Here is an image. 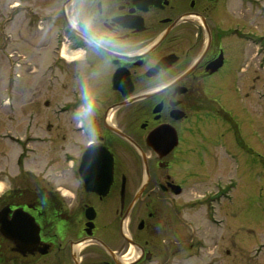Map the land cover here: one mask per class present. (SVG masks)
I'll return each instance as SVG.
<instances>
[{
  "label": "flooded vegetation",
  "instance_id": "obj_1",
  "mask_svg": "<svg viewBox=\"0 0 264 264\" xmlns=\"http://www.w3.org/2000/svg\"><path fill=\"white\" fill-rule=\"evenodd\" d=\"M262 3L61 0L44 14L57 36L44 76L50 84L73 78L82 89L71 86L72 100L51 111L66 123L46 130L50 151L60 153L49 163L61 160L67 171L62 183L33 173L16 185L0 181V264L159 257L168 210L192 180L209 177L215 147L228 160V143L247 150L240 122L252 124L239 84L251 64L263 71V35L245 14L262 12ZM85 101L93 103L88 117ZM230 185L218 176L191 202L205 207L222 194L221 202Z\"/></svg>",
  "mask_w": 264,
  "mask_h": 264
},
{
  "label": "rangeland",
  "instance_id": "obj_2",
  "mask_svg": "<svg viewBox=\"0 0 264 264\" xmlns=\"http://www.w3.org/2000/svg\"><path fill=\"white\" fill-rule=\"evenodd\" d=\"M60 5L61 0H0V181L4 185L30 179L28 173L40 180L54 175L62 183L67 174L60 158L54 166L49 163L52 153H58L50 151L46 130L50 124L66 123L55 121L51 111L72 100L71 89H82V85L73 78L64 84L61 79L48 83L44 73L51 63L56 26L46 28L48 22H40ZM262 7L261 14L249 10L245 14L247 23L263 35V71L251 64L239 84L246 97L237 101L246 106L252 124L240 122L247 150L243 143H228L235 155L228 160L224 149L215 147L209 177L200 184L191 179L189 190L176 198L156 234L159 242H165L160 256L144 264H264V0ZM232 16L233 22L240 20ZM62 127L68 129L67 124ZM224 174L230 176L231 188L223 201L200 208L192 204L194 195L212 188L213 181L218 176L223 180ZM188 200L190 204H186Z\"/></svg>",
  "mask_w": 264,
  "mask_h": 264
},
{
  "label": "clouds",
  "instance_id": "obj_3",
  "mask_svg": "<svg viewBox=\"0 0 264 264\" xmlns=\"http://www.w3.org/2000/svg\"><path fill=\"white\" fill-rule=\"evenodd\" d=\"M82 107H84V115L88 117L93 110V103H90L89 101H85V104Z\"/></svg>",
  "mask_w": 264,
  "mask_h": 264
},
{
  "label": "bare ground",
  "instance_id": "obj_4",
  "mask_svg": "<svg viewBox=\"0 0 264 264\" xmlns=\"http://www.w3.org/2000/svg\"><path fill=\"white\" fill-rule=\"evenodd\" d=\"M3 188V186L0 184V190Z\"/></svg>",
  "mask_w": 264,
  "mask_h": 264
},
{
  "label": "snow or ice",
  "instance_id": "obj_5",
  "mask_svg": "<svg viewBox=\"0 0 264 264\" xmlns=\"http://www.w3.org/2000/svg\"><path fill=\"white\" fill-rule=\"evenodd\" d=\"M100 8H101V10H102V8H103V5H101V6H100ZM86 98H87V97H86Z\"/></svg>",
  "mask_w": 264,
  "mask_h": 264
}]
</instances>
